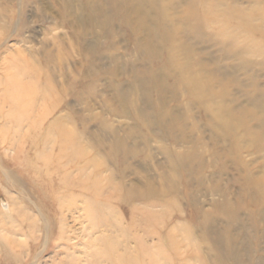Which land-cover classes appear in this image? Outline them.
<instances>
[{
  "label": "rangeland",
  "instance_id": "1",
  "mask_svg": "<svg viewBox=\"0 0 264 264\" xmlns=\"http://www.w3.org/2000/svg\"><path fill=\"white\" fill-rule=\"evenodd\" d=\"M185 1L172 0L163 26L187 28ZM208 2L198 1L190 62L204 63L200 75L211 72L214 92L228 86L230 115L253 114L231 134L217 108L189 99L185 87L167 95L166 108L182 119L170 130L136 119L152 117L138 89L129 115L118 114L110 82L127 91L132 62L163 64L139 57L141 29L81 24L62 0H0V264H230L215 248L224 230L242 264H264V204L253 183L264 180V148L252 142L256 117L264 118L256 106L264 99V0ZM205 4L216 12L204 14ZM157 17L146 26L159 25ZM230 42L244 48L247 66L223 51ZM88 68L97 74L86 79ZM134 125V153L108 155L111 132L127 138ZM177 156L188 164L174 163ZM146 183L150 204L129 202L127 189Z\"/></svg>",
  "mask_w": 264,
  "mask_h": 264
},
{
  "label": "bare ground",
  "instance_id": "2",
  "mask_svg": "<svg viewBox=\"0 0 264 264\" xmlns=\"http://www.w3.org/2000/svg\"><path fill=\"white\" fill-rule=\"evenodd\" d=\"M198 1L199 0H186L185 1L186 9L180 12V14L185 21L184 24L185 23H188V24L185 25L187 28H184V31L183 30L179 31L178 29H174V27H171V26L170 27L163 26V19L166 17V16L164 17L165 10L166 9L168 10L171 8L172 0H83V1L81 0H62L65 9L70 8L71 10V13L69 14L68 12H65L67 10L64 11L67 14L66 16H70V17L72 16L73 18L72 20L76 19V22H79L81 24L94 23L97 26H99L101 30H103V32H107V33L113 32L115 29L118 28V26L124 27L128 32H132L133 34L136 32H140V29H141L142 30L141 32H144V34L143 36H141L139 41H137L136 39V42H135L136 46H139V47L140 45L144 46L142 48H139V53H140L139 57L149 56L150 62L153 60H160V62L163 61L162 66L160 65L159 67H155V68H152V62L150 63L149 66H145L143 68L137 67L132 62L131 65H129L130 70L132 72V76L129 81L131 86L130 88L127 89V91H123L122 86H119V84L115 82H113L114 84H112V82H110L111 90L114 91V95H113L115 96L114 99L120 106L119 112L117 111L120 116L125 115V114L129 115L128 114L129 110L127 108V104L129 103L130 98H131L129 97V95L131 94V91H135L136 89H138L140 91V93H138L137 95L138 101L140 100L143 104H145V106L148 109L152 110V117L150 120H147V113L143 111L138 115L139 117L135 115L136 119L140 122V124L141 123L143 124L144 123H147V124L156 123L161 126L162 130L164 131L168 129L170 130L171 127L173 126L176 127V125H180L182 119L177 114H174V110L171 109L172 107L170 109L166 108V106H168L169 104V101H168L169 98L167 97V95L171 93L173 96L177 94L180 88H183V87L187 88L188 90L187 94H188L189 99L199 100L201 104L203 105V107H205L206 105V108H214V107L217 108L218 120L221 121L222 127L223 129H225V133L227 134H231V132L235 130L236 124H245L246 119L248 118L247 116H253V114L245 113V112H241L238 116H235V114L233 113H231L232 115H230L229 109L226 106H224L222 102L224 99H226L228 95V91H230L228 90V86H226L224 89H221L218 92H214L213 89H214L215 84L212 85V81L214 80V77L209 78V73L211 74V72L208 73L206 71L204 74V78L201 77L200 75L201 70L203 69L202 66H204V63L197 61L193 63L192 65L190 62L191 60L190 59L191 52L189 48L190 38L200 35V32H198V24L200 23V17L198 16V12H199ZM206 1L208 2V0ZM200 6L203 7V3ZM231 7L233 6H230V8ZM202 10H203V13L205 14V13H209L211 11V8L206 6ZM236 11H238V9ZM213 12H216V11L213 10ZM213 12H210V13H213ZM157 16H160L161 18L159 19L160 20L159 25L154 26V27H147L146 23L148 19L150 17H152L153 19L158 18ZM261 16L263 17V20H264V11H262ZM63 19L64 18L62 17V20ZM71 23H72L70 27L71 31L79 32V27L74 25L73 22ZM251 30H252L251 33L253 34V29L251 28ZM178 31L180 32V34H183V38L180 37L179 40L176 38V35H175V33ZM260 31H259L260 33L259 37L264 38V33ZM252 37H256V36H252ZM253 44L251 43V45ZM167 46H169V48H166ZM235 46L233 45L232 42H230L223 47L224 48L223 51L226 52L228 50L229 52H233L232 56H237L236 53H238L239 55L242 56V57L240 56V59H239L240 63L243 64L244 66H247L248 62L243 57L244 52H241L243 51L244 48L237 50ZM163 50H167L168 52L163 51ZM163 52L166 53V57L164 58L162 57L164 55ZM177 52H180V56L178 60H175L174 57L177 55ZM205 67H207V65H205ZM89 71H90V68L87 69V75L85 76L86 79H88L90 76H94L97 74L95 73L94 75H89ZM110 74L112 76H116V72L112 73L111 71ZM129 74L131 73L129 72ZM169 78H172L170 82H169ZM214 83L223 84L224 80L223 79L217 80ZM172 100L175 101V99H172ZM256 102H257L256 106L259 107L260 110H262L264 108V99L258 98ZM132 111L135 112L134 109ZM256 120L258 122L260 132H257L253 135L252 142H253V145L256 146L257 148H264V118H262V116H257ZM135 127L136 126L134 125L133 128L129 130L127 134L128 135L127 138L120 137L118 134H116L115 131L111 132L112 135L109 136L111 137V140L108 142L105 141L106 143L109 144L108 155L117 154L120 157L126 158L128 154L134 153V150H131L132 149L131 147L132 145L134 146L136 144L134 143L136 141L133 140L137 138L135 134V130H134ZM132 135H134V137ZM131 138H132L133 143L132 144L127 143V140ZM188 159L189 158L187 156H177L176 159H174V163L178 162V164H181V163L188 164ZM165 178L167 179L168 177L166 176ZM253 183L261 197V198L260 197L257 198L256 204L258 206H262L264 204V199H263L264 180L257 181V182L254 181ZM152 190H153V187L150 185V183L143 184L142 187L141 186L140 187L131 186L130 188L127 189V195L131 198V200L129 198V202H132V200L134 199L135 202L139 201L142 203L150 204L149 196ZM216 236L217 237L215 238V242H216L215 248H216V251L219 248L222 251V254L220 256L230 260V264H242L240 260L241 256L237 252L238 249L233 239L227 234V231L224 230L223 232L218 233Z\"/></svg>",
  "mask_w": 264,
  "mask_h": 264
}]
</instances>
